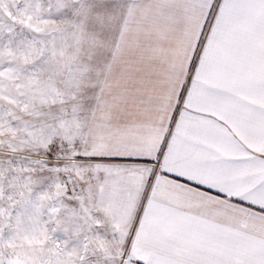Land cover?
Instances as JSON below:
<instances>
[{
    "label": "snow or ice",
    "instance_id": "6c2138e0",
    "mask_svg": "<svg viewBox=\"0 0 264 264\" xmlns=\"http://www.w3.org/2000/svg\"><path fill=\"white\" fill-rule=\"evenodd\" d=\"M101 7L0 0V264H264V0Z\"/></svg>",
    "mask_w": 264,
    "mask_h": 264
},
{
    "label": "rangeland",
    "instance_id": "374dc122",
    "mask_svg": "<svg viewBox=\"0 0 264 264\" xmlns=\"http://www.w3.org/2000/svg\"><path fill=\"white\" fill-rule=\"evenodd\" d=\"M107 2V0H84V3L89 9L100 8L99 12L91 13L86 19L81 18L86 31L84 32L79 44L74 45L73 52L75 60H82L85 62L88 60L96 61L97 57L100 55L101 47L104 43V37L102 35V29L106 23V17L104 14V9L101 7ZM54 15L57 21L62 18H69L71 10L68 8L62 9L56 12L54 9ZM74 18V17H73ZM25 35L31 36V33H25ZM94 62L89 65L92 66ZM90 83L88 76L85 75L82 85H87ZM7 152L6 148L0 149V153ZM13 163H15L16 157L12 156Z\"/></svg>",
    "mask_w": 264,
    "mask_h": 264
},
{
    "label": "crops",
    "instance_id": "0c3cea01",
    "mask_svg": "<svg viewBox=\"0 0 264 264\" xmlns=\"http://www.w3.org/2000/svg\"><path fill=\"white\" fill-rule=\"evenodd\" d=\"M76 59V58H75ZM88 60L85 61V63H92V62H95V61H91L89 60V58H87ZM75 62L79 63V62H82V60H75Z\"/></svg>",
    "mask_w": 264,
    "mask_h": 264
}]
</instances>
